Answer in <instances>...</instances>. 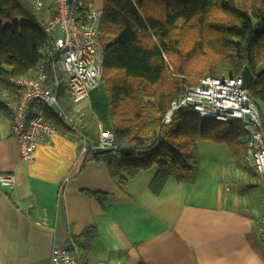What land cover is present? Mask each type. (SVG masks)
Returning <instances> with one entry per match:
<instances>
[{
  "label": "crops",
  "instance_id": "1",
  "mask_svg": "<svg viewBox=\"0 0 264 264\" xmlns=\"http://www.w3.org/2000/svg\"><path fill=\"white\" fill-rule=\"evenodd\" d=\"M93 1L103 7L104 0ZM11 91L0 85V98ZM65 101L68 109L86 111L81 129L89 144L111 130L102 82L83 98ZM259 111L264 124V105ZM11 127L1 104L0 172L14 173L16 183L0 186V264H50L52 249L69 244L81 250V264H264L256 224L262 214L260 179L248 156L239 168L224 143L200 139V154L204 149L222 160L200 163L191 184L168 176L155 193L150 184L156 165L119 186L105 163L84 162L81 140L63 124L26 162ZM86 230L87 241L75 240Z\"/></svg>",
  "mask_w": 264,
  "mask_h": 264
},
{
  "label": "trees",
  "instance_id": "2",
  "mask_svg": "<svg viewBox=\"0 0 264 264\" xmlns=\"http://www.w3.org/2000/svg\"><path fill=\"white\" fill-rule=\"evenodd\" d=\"M51 14L50 5L35 10L31 0H0V85L12 87L11 94L12 79L34 77L40 60L50 58L51 48L40 49L49 43L42 23ZM98 42L114 147L87 152L84 162L105 163L119 186L156 165L150 184L155 193L168 176L195 181L200 139L225 143L236 165L246 167L240 122L191 111L175 113L168 124L162 120L186 87L207 76L239 77L245 65L253 74L248 93L260 110L264 0H104ZM7 97L0 98V106ZM59 99L68 107L63 90ZM94 195L101 200L102 195ZM89 233L75 240L87 241ZM67 247L81 259V250Z\"/></svg>",
  "mask_w": 264,
  "mask_h": 264
},
{
  "label": "built area",
  "instance_id": "3",
  "mask_svg": "<svg viewBox=\"0 0 264 264\" xmlns=\"http://www.w3.org/2000/svg\"><path fill=\"white\" fill-rule=\"evenodd\" d=\"M35 10L50 5L52 14L42 23L51 56L36 65L34 77L12 79L15 91L3 102L12 119V134L19 143L22 160H33L34 151L43 138H52L63 124L81 140L80 153L105 151L114 147L112 130H102L89 144L82 132L87 117L84 109H68L59 99L61 90L67 101L87 95L103 76V51L98 42V26L102 7L93 0H31ZM191 111L201 117L220 121L236 120L242 124L247 156L257 173L261 187L262 214L257 218L258 240L264 243V124L259 109L243 86L241 77L207 76L186 87L174 99L164 115L168 124L177 112ZM55 120V121H54ZM16 176L0 172V186L11 189ZM50 264H81L67 246L52 249ZM104 264H124L115 261Z\"/></svg>",
  "mask_w": 264,
  "mask_h": 264
},
{
  "label": "rangeland",
  "instance_id": "4",
  "mask_svg": "<svg viewBox=\"0 0 264 264\" xmlns=\"http://www.w3.org/2000/svg\"><path fill=\"white\" fill-rule=\"evenodd\" d=\"M101 82V81H100ZM99 82V83H100ZM201 145V149H202V144H200ZM227 145L224 143V144H222V148H224V150H225V152H226V154L228 153V150H229V148H228V146L226 147ZM227 148H228V150H227ZM199 150V149H198ZM204 152V149H202L201 150V154L199 153V164L201 163L202 165L204 164H210V163H214V162H217V161H221L222 159H220V158H216V157H214L213 155H211V154H209V153H203ZM229 152H230V150H229ZM247 153V152H246ZM231 154V153H230ZM246 156H247V154H246Z\"/></svg>",
  "mask_w": 264,
  "mask_h": 264
},
{
  "label": "water",
  "instance_id": "5",
  "mask_svg": "<svg viewBox=\"0 0 264 264\" xmlns=\"http://www.w3.org/2000/svg\"><path fill=\"white\" fill-rule=\"evenodd\" d=\"M240 77L242 79L243 86L248 89L250 87L252 79H253L252 71L248 65H245L242 68Z\"/></svg>",
  "mask_w": 264,
  "mask_h": 264
}]
</instances>
